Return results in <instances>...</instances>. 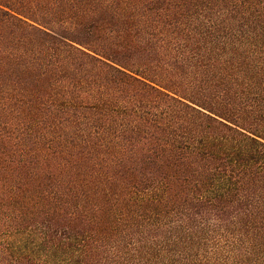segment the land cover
Wrapping results in <instances>:
<instances>
[{"label":"trees","instance_id":"16d2710c","mask_svg":"<svg viewBox=\"0 0 264 264\" xmlns=\"http://www.w3.org/2000/svg\"><path fill=\"white\" fill-rule=\"evenodd\" d=\"M0 264H264V0H0Z\"/></svg>","mask_w":264,"mask_h":264}]
</instances>
